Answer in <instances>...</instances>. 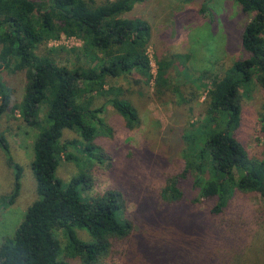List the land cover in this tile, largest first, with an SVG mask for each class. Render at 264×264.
Instances as JSON below:
<instances>
[{"label":"trees","instance_id":"1","mask_svg":"<svg viewBox=\"0 0 264 264\" xmlns=\"http://www.w3.org/2000/svg\"><path fill=\"white\" fill-rule=\"evenodd\" d=\"M134 1L141 0H0V123L8 112L18 111L24 123L33 126L46 109L32 161L39 199L28 207L15 234L0 244V264H72L77 257L81 264H106L117 256L124 264H258L243 247L227 257L221 239L230 240L222 219L237 193L264 199V160L255 159L238 138L242 89L259 86L264 91V0H236L245 15H255L241 37L247 57L213 79L206 117L160 132L172 134L169 155L179 159L180 170L168 171L170 160L162 153L150 161L145 146L146 160L160 170L164 182L135 212L124 189L93 193L95 172L105 163L97 137L110 135L112 129L98 115L104 107L94 109L92 104L96 97L108 95L109 80L152 72L151 24L126 17ZM62 36L83 41L72 51L77 56L72 67L37 54L39 47ZM168 67L158 61L157 79L163 81ZM4 70L24 75L20 102L1 79ZM109 103L129 129L140 125L130 101L113 97ZM67 131L83 139L78 146L86 164L65 184L56 176L57 169L63 160L80 161L70 152L78 142H63ZM0 147L15 171L13 190L3 200L12 205L20 196L23 169L11 156L4 135ZM202 206H208L214 221L199 219ZM80 230L90 240L81 239ZM58 231L66 234L65 246Z\"/></svg>","mask_w":264,"mask_h":264},{"label":"rangeland","instance_id":"2","mask_svg":"<svg viewBox=\"0 0 264 264\" xmlns=\"http://www.w3.org/2000/svg\"><path fill=\"white\" fill-rule=\"evenodd\" d=\"M133 6L126 17L144 18L152 27L149 47L152 72L148 75L135 72L109 80L108 95L96 97L92 104L94 109L104 107L98 115L112 129L110 135L99 133L97 137V144L104 150L105 163L95 172L93 193H102L111 187L124 189L130 197L131 212H135L143 199L164 182L160 170L146 160L145 146L150 161L162 153L170 160L168 171L180 170L179 159L169 155V144L175 142L171 139L172 134L160 132L170 126L181 129L206 117L207 93L213 79L222 76L235 60L247 57L241 37L246 24L255 16L245 15L236 0H141L134 1ZM82 46L83 41L78 37L64 36L39 47L37 54L48 55L59 65L72 67L77 62L72 51ZM159 60L169 65L163 81L157 79ZM86 63L83 60V64ZM1 79L13 88L14 98L20 102L25 93L24 75H12L4 70ZM113 97L126 99L134 105L141 121L136 129H129L111 106L109 100ZM241 104L238 138L255 159L264 160V91L259 86L250 91L242 89ZM40 118L41 122L28 126L16 111L14 115L8 112L0 123V135L6 136L11 156L23 169L20 196L12 205H6L3 200L13 190L15 171L0 147V244L15 234L28 207L39 199L32 161L34 141L46 120L45 108L41 110ZM68 140L78 142L76 147H70V152L80 161L63 160L57 169L56 176L65 184L86 164L79 148L83 139L78 133L67 131L63 142ZM207 210L208 206L199 208V219L210 223L214 219ZM222 220L224 230L231 232V237L226 235L229 241L221 239V249L227 257L243 247L248 250L251 261L253 255L258 264H264V199L256 193H237ZM199 224L205 227L204 222ZM78 234L81 239L90 240L87 232L80 230ZM57 235L65 246V232L58 231ZM72 264H81V260L78 257L72 259ZM106 264L124 263L117 256Z\"/></svg>","mask_w":264,"mask_h":264},{"label":"built area","instance_id":"3","mask_svg":"<svg viewBox=\"0 0 264 264\" xmlns=\"http://www.w3.org/2000/svg\"><path fill=\"white\" fill-rule=\"evenodd\" d=\"M62 37H64V36H62ZM60 40V39H59ZM54 41H56V40H54Z\"/></svg>","mask_w":264,"mask_h":264}]
</instances>
